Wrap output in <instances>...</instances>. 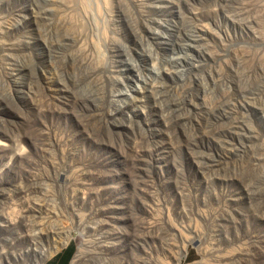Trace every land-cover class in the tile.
<instances>
[{"label":"rangeland","instance_id":"374dc122","mask_svg":"<svg viewBox=\"0 0 264 264\" xmlns=\"http://www.w3.org/2000/svg\"><path fill=\"white\" fill-rule=\"evenodd\" d=\"M118 1L0 0V264H264V16L245 13L264 0ZM175 25L198 72L160 64ZM192 46L218 62L211 89Z\"/></svg>","mask_w":264,"mask_h":264},{"label":"bare ground","instance_id":"6f19581e","mask_svg":"<svg viewBox=\"0 0 264 264\" xmlns=\"http://www.w3.org/2000/svg\"><path fill=\"white\" fill-rule=\"evenodd\" d=\"M118 1V0H117ZM132 1H134V3H138V2H140L139 0H132ZM253 1V0H252ZM63 2V1H62ZM119 2V1H118ZM251 2V1H250ZM60 3V2H59ZM64 3V2H63ZM252 3V2H251ZM254 3V2H253ZM259 3V2H258ZM257 3V4H258ZM262 3V2H261ZM118 4V7L120 8L121 7V9H122V5H121V3H117ZM139 4V3H138ZM242 4V3H241ZM245 4H247V3H245ZM66 5V4H65ZM67 5H70V4H67ZM52 6V5H51ZM56 7H58V6H56ZM70 7V9H69V11L71 10V11H73L72 10V7L71 6H69ZM239 7V6H238ZM243 7V6H242ZM45 8V7H44ZM60 8V7H59ZM83 8V7H82ZM234 8V7H233ZM236 8V7H235ZM234 8V9H235ZM58 9V8H57ZM63 9V8H62ZM65 9V8H64ZM246 9V8H245ZM245 9H243V10H245ZM61 10V9H60ZM59 10V11H60ZM66 10V9H65ZM243 10H241L240 9V11H242L243 12ZM247 10V9H246ZM68 11V10H67ZM66 11V14L65 15H62L61 17H60V22L64 25V26H66L67 27V31L68 32H70V33H73L74 34V31H75V24L73 23V22H75V23H80V22H77L76 20H74V18L73 17H71V14H69L70 12H67ZM137 11V10H136ZM239 11V12H240ZM64 12V11H63ZM124 12V11H123ZM122 12V13H123ZM62 13V12H61ZM245 13H249V14H251V17L252 18H254V17H256V16H264V4L262 3V4H259V5H256V6H252L250 9H248ZM44 14V13H43ZM124 14V13H123ZM241 14V13H240ZM84 15H86V14H84ZM120 15H121V12H120ZM242 15V14H241ZM245 15H247V14H245ZM87 16V15H86ZM126 16V15H125ZM76 17V16H75ZM241 17V16H240ZM73 18V19H72ZM89 17H87V19H88ZM127 18V17H126ZM1 21H2V19H0ZM124 20H126V19H124ZM250 20V19H249ZM24 21V20H23ZM48 21V20H47ZM46 21V22H47ZM113 22V21H112ZM248 22V21H247ZM12 23V22H11ZM58 23V22H57ZM61 23H58V24H61ZM81 23L82 24H84V20L83 21H81ZM234 23V22H233ZM253 23H254V21H253ZM260 23V22H259ZM82 24L81 25H79L78 26V28H77V33H76V40L73 42L74 44H75V48L78 50V54H82V61H81V66L83 65V64H85V65H88V66H90L91 68H92V70H93V72H92V74H90V77L89 76H86L85 77V79L87 80V81H89L90 83H93V84H95V85H98L99 87L101 86V84H102V79H101V74L102 75H104V73H105V69H106V65H105V57H104V54H103V51H102V49L100 48V46L96 43V41H94L93 39H91L90 38V36H89V34H88V31H86L85 30V28L82 26ZM64 26H63V28H64ZM58 27H59V25H58ZM62 27V26H61ZM92 27V26H91ZM3 28V27H2ZM57 28V27H56ZM129 28V27H128ZM3 29H5V28H3ZM2 29V30H3ZM66 29V28H65ZM65 29H63V30H65ZM180 30V27H179V25H175V26H173V30H172V34L173 35H171L170 37V40H171V44H172V46L174 47H177V44L174 42V35H175V33H177L178 31ZM250 30V29H249ZM48 31V30H47ZM162 32V31H161ZM94 33V31L92 30V33L91 34H93ZM163 33V32H162ZM161 33V34H162ZM199 36L202 34V33H205V34H207V35H209L211 32H209V30H207L206 29V27H201L200 29H199ZM253 33V32H252ZM261 33V32H260ZM160 34V33H159ZM163 34H165V33H163ZM182 34H184V33H180V32H178V35H182ZM227 37H229V34L228 33H224ZM70 35V34H69ZM166 35V34H165ZM167 36V35H166ZM103 38H104V36H103ZM165 38V37H164ZM167 38V37H166ZM256 38V37H255ZM108 45H109V47H110V51L112 50V54H113V52H115V49H119V47L118 46H116L115 45V43H114V41H112V40H110L108 37H106V38H104L103 39ZM167 40V39H166ZM169 40V39H168ZM188 41H189V43H191V42H193L194 40H193V38H189L188 39ZM5 42V41H4ZM8 42V41H7ZM11 42V41H10ZM254 42V41H253ZM72 43V44H73ZM73 44V45H74ZM169 44V43H168ZM260 44H261V42H260ZM192 45V44H191ZM69 46H72V45H69ZM68 46V47H69ZM192 48H193V50L195 51V52H197V54H198V56H199V58H202V59H204V67H203V69L205 68V74H204V76H203V78L201 79V77L202 76H197V75H194L193 77H191L192 79H191V81L194 83V82H198L199 83V81L200 82H202L203 84H204V86H205V88L207 89V83L209 84L208 85V87H209V89H211L210 87H214L219 81H220V71H218V68L216 67V65L218 64V62H211L209 59L211 58V55L208 53V51L206 52L205 50H201V49H198V47H193L192 46ZM261 48H262V50H261ZM261 48H259V51H258V49L256 50V56H258L259 55V53H260V56H259V58L258 59H264V45L261 47ZM177 49H178V51L176 52V53H173L172 52V54L170 55V58H167V59H165V60H162L161 62H160V64H163V65H165L166 67H165V69L167 70L166 72L167 73H169V71H170V68L168 69V67H173L174 68V66H176V64H177V58L179 57V59L181 60V61H183L185 64H187V66L185 67L184 66V68H185V71H186V73L187 72H198V66H197V64H195V63H193L192 61H190L189 59H187L182 53L183 52H181L179 49H181V47L179 46V47H177ZM190 49V48H189ZM230 49V48H229ZM229 49H227L228 51H229ZM239 49V48H238ZM238 49H236V50H238ZM59 50V49H58ZM67 50V49H66ZM75 50V49H74ZM74 50H73V52H74ZM181 50H183V49H181ZM235 49H233V50H230V52L232 51H235L234 53V56H233V58L234 59H236V55L238 54L237 53V51H236ZM119 51V50H118ZM118 51H116V52H118ZM158 51V50H157ZM224 51V50H223ZM241 51H244L243 49L241 50ZM231 52V53H232ZM64 53H66V52H64ZM77 54V55H78ZM242 54H245V52H242ZM74 55H76V52H74ZM244 56V55H243ZM218 58H220L221 56H217ZM209 58V59H208ZM224 58H225V56L223 55L222 57H221V59L220 60H218V61H222V63H223V67H225V61H224ZM131 60V59H130ZM236 61V60H235ZM77 62V61H76ZM259 62V61H258ZM238 64H239V67H240V63L237 61V64H236V66H237V68L236 69H233V72L237 75V76H239V77H243V73L242 72H240V70H239V67H238ZM231 65V64H230ZM230 65H228V66H230ZM77 66V65H76ZM131 66H132V68L133 69H135V66H133V64H131ZM259 67V66H258ZM156 69V68H155ZM8 70V69H7ZM263 70V71H262ZM202 71V70H201ZM260 71L262 72L261 74H264V63H262L261 64V66H260ZM82 72V71H81ZM88 74V75H89ZM161 74H162V70L161 69H159V73H158V76H161ZM243 74V75H242ZM82 75H83V73H82ZM81 75V76H82ZM52 77V76H51ZM78 77V76H77ZM108 78H110L109 76H107ZM239 77H238V79H239ZM138 78V77H137ZM184 78V77H183ZM182 78V79H183ZM262 78V77H261ZM52 79V78H51ZM111 79H112V77H111ZM122 79V78H121ZM18 80V79H17ZM222 81H223V79H222ZM49 83V82H48ZM124 83V82H123ZM144 83H146V81L144 82ZM206 83V84H205ZM202 84V85H203ZM107 85V84H106ZM201 86V85H200ZM164 89H166V88H164ZM161 91H163V89H161V85L158 83V82H154L153 80L152 81H150L149 83H147V92H145L146 94H150V95H154L156 92H161ZM162 93V92H161ZM263 93V92H262ZM256 97H258V96H256ZM233 99V98H232ZM252 99H253V97H252ZM249 100V99H248ZM253 100H255V98L253 99ZM257 100V99H256ZM255 100V101H256ZM142 102V100H139V102ZM141 104H143V103H141ZM236 104V103H235ZM241 104V103H240ZM256 104V103H255ZM242 105V104H241ZM141 106V105H140ZM248 106V105H247ZM156 107H158V106H156ZM43 116V115H42ZM239 118V117H238ZM35 121H37V120H35ZM262 142V141H261ZM263 147V146H262ZM262 149V148H261ZM264 149V148H263ZM18 153V152H17ZM17 155V154H16ZM264 159V158H263ZM256 165V164H255ZM264 170V169H263ZM260 179H263V177L262 178H260ZM259 181V180H258ZM261 181V180H260ZM256 182V181H255ZM263 182V181H262ZM258 184V183H257ZM261 184V183H260ZM264 185V184H263ZM252 187V186H251ZM256 187V186H255ZM262 187H264V186H262ZM252 188H254V187H252ZM257 190H258V188H257ZM260 190V189H259ZM262 193V192H261ZM260 193V194H261ZM255 197V196H254ZM39 211V210H38ZM43 217V216H42ZM34 221V220H33ZM53 233V232H52ZM59 239V238H58ZM98 243V242H97ZM78 256H80V255H77V257ZM49 257V256H48ZM83 257V256H82ZM85 257V256H84ZM35 263V262H34Z\"/></svg>","mask_w":264,"mask_h":264},{"label":"trees","instance_id":"16d2710c","mask_svg":"<svg viewBox=\"0 0 264 264\" xmlns=\"http://www.w3.org/2000/svg\"><path fill=\"white\" fill-rule=\"evenodd\" d=\"M65 253H67V251ZM65 253L60 256L59 264H69V261L71 260V251H68V254L64 257Z\"/></svg>","mask_w":264,"mask_h":264},{"label":"crops","instance_id":"0c3cea01","mask_svg":"<svg viewBox=\"0 0 264 264\" xmlns=\"http://www.w3.org/2000/svg\"><path fill=\"white\" fill-rule=\"evenodd\" d=\"M66 254H68V251H67V253H65L64 257L66 256ZM70 261H71V260H70ZM70 261H69V263H70Z\"/></svg>","mask_w":264,"mask_h":264}]
</instances>
